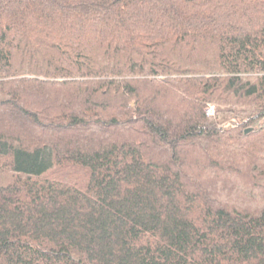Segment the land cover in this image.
<instances>
[{
    "label": "trees",
    "instance_id": "16d2710c",
    "mask_svg": "<svg viewBox=\"0 0 264 264\" xmlns=\"http://www.w3.org/2000/svg\"><path fill=\"white\" fill-rule=\"evenodd\" d=\"M0 264H264V0H0Z\"/></svg>",
    "mask_w": 264,
    "mask_h": 264
},
{
    "label": "built area",
    "instance_id": "2783aa9c",
    "mask_svg": "<svg viewBox=\"0 0 264 264\" xmlns=\"http://www.w3.org/2000/svg\"><path fill=\"white\" fill-rule=\"evenodd\" d=\"M216 109H217V108H216L215 105H210V106H208L207 109H206V116H207L208 118H211V117L215 116Z\"/></svg>",
    "mask_w": 264,
    "mask_h": 264
},
{
    "label": "water",
    "instance_id": "95a60500",
    "mask_svg": "<svg viewBox=\"0 0 264 264\" xmlns=\"http://www.w3.org/2000/svg\"><path fill=\"white\" fill-rule=\"evenodd\" d=\"M251 131H252V129H250V130H247L246 134L250 133Z\"/></svg>",
    "mask_w": 264,
    "mask_h": 264
},
{
    "label": "rangeland",
    "instance_id": "374dc122",
    "mask_svg": "<svg viewBox=\"0 0 264 264\" xmlns=\"http://www.w3.org/2000/svg\"><path fill=\"white\" fill-rule=\"evenodd\" d=\"M217 108V107H216Z\"/></svg>",
    "mask_w": 264,
    "mask_h": 264
}]
</instances>
